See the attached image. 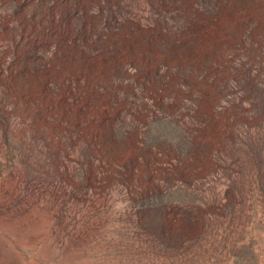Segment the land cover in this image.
Here are the masks:
<instances>
[{"label": "rangeland", "instance_id": "374dc122", "mask_svg": "<svg viewBox=\"0 0 264 264\" xmlns=\"http://www.w3.org/2000/svg\"><path fill=\"white\" fill-rule=\"evenodd\" d=\"M0 264H264V0H0Z\"/></svg>", "mask_w": 264, "mask_h": 264}]
</instances>
